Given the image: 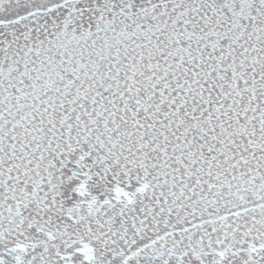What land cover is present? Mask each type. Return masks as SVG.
Instances as JSON below:
<instances>
[{
    "label": "snow or ice",
    "instance_id": "6c2138e0",
    "mask_svg": "<svg viewBox=\"0 0 264 264\" xmlns=\"http://www.w3.org/2000/svg\"><path fill=\"white\" fill-rule=\"evenodd\" d=\"M0 264H264V0H0Z\"/></svg>",
    "mask_w": 264,
    "mask_h": 264
}]
</instances>
